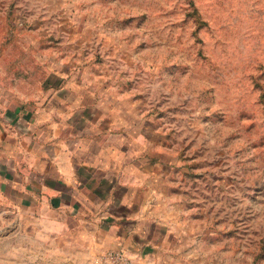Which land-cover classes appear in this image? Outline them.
<instances>
[{"label": "rangeland", "instance_id": "rangeland-1", "mask_svg": "<svg viewBox=\"0 0 264 264\" xmlns=\"http://www.w3.org/2000/svg\"><path fill=\"white\" fill-rule=\"evenodd\" d=\"M46 81L152 159L158 227L8 212L0 264H264V0H0V85Z\"/></svg>", "mask_w": 264, "mask_h": 264}, {"label": "crops", "instance_id": "crops-1", "mask_svg": "<svg viewBox=\"0 0 264 264\" xmlns=\"http://www.w3.org/2000/svg\"><path fill=\"white\" fill-rule=\"evenodd\" d=\"M49 84L43 102L0 85V221L52 210L90 219L121 250L148 242L145 226L158 227L152 159L134 158L111 126L72 111Z\"/></svg>", "mask_w": 264, "mask_h": 264}]
</instances>
